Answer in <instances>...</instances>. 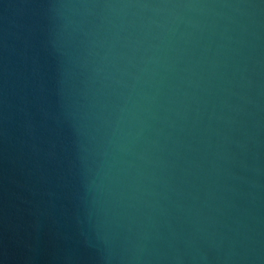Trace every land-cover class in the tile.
I'll use <instances>...</instances> for the list:
<instances>
[{
  "label": "water",
  "instance_id": "95a60500",
  "mask_svg": "<svg viewBox=\"0 0 264 264\" xmlns=\"http://www.w3.org/2000/svg\"><path fill=\"white\" fill-rule=\"evenodd\" d=\"M0 264H264V0H0Z\"/></svg>",
  "mask_w": 264,
  "mask_h": 264
}]
</instances>
